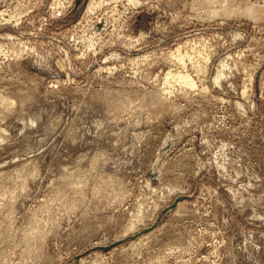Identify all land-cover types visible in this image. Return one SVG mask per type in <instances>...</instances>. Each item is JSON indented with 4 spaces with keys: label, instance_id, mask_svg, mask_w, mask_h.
<instances>
[{
    "label": "rangeland",
    "instance_id": "374dc122",
    "mask_svg": "<svg viewBox=\"0 0 264 264\" xmlns=\"http://www.w3.org/2000/svg\"><path fill=\"white\" fill-rule=\"evenodd\" d=\"M0 264H264V0H0Z\"/></svg>",
    "mask_w": 264,
    "mask_h": 264
},
{
    "label": "water",
    "instance_id": "95a60500",
    "mask_svg": "<svg viewBox=\"0 0 264 264\" xmlns=\"http://www.w3.org/2000/svg\"><path fill=\"white\" fill-rule=\"evenodd\" d=\"M182 199H183L182 197H179L178 199H176V200L171 204L170 208H168V209H173V208H175L176 205H177V203H178L179 201H181ZM165 212H166V210H164L162 213H165ZM159 221H160V217L158 218L157 222H159ZM155 226H156V225H153V226H151V227H149V228H146V229L142 230L141 232L137 233V234L134 235V236L124 238V239H122V240H119V241H117V242H114L113 244H111V245H109V246L100 247V248L98 247V248H96V250H97V249H101V250L104 251V252H108V251L112 250L113 248H116V247L120 246L121 244H124L125 242H127V240H134V239H136L138 236H140V235H142V234H145V233H148V232L152 231V230L155 228Z\"/></svg>",
    "mask_w": 264,
    "mask_h": 264
},
{
    "label": "bare ground",
    "instance_id": "6f19581e",
    "mask_svg": "<svg viewBox=\"0 0 264 264\" xmlns=\"http://www.w3.org/2000/svg\"><path fill=\"white\" fill-rule=\"evenodd\" d=\"M4 100V99H3Z\"/></svg>",
    "mask_w": 264,
    "mask_h": 264
}]
</instances>
